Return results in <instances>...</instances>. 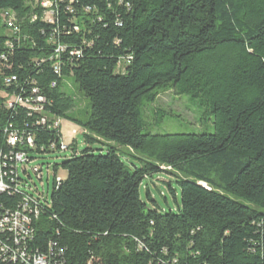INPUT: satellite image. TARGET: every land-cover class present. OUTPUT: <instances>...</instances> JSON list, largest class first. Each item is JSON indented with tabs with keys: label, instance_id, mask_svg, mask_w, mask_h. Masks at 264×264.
Wrapping results in <instances>:
<instances>
[{
	"label": "trees",
	"instance_id": "trees-1",
	"mask_svg": "<svg viewBox=\"0 0 264 264\" xmlns=\"http://www.w3.org/2000/svg\"><path fill=\"white\" fill-rule=\"evenodd\" d=\"M43 12L0 0V150L26 163L57 152L53 118L78 125L88 146L54 164L66 174L49 200L26 188V163H6L0 211L26 196L38 210L10 264H23L20 251L49 264H264V0H57L52 23ZM163 91L187 95L213 132H152L144 108ZM9 132L21 142L7 145ZM162 173L175 202L179 188L175 211L140 197L142 187L153 202L148 183Z\"/></svg>",
	"mask_w": 264,
	"mask_h": 264
},
{
	"label": "rangeland",
	"instance_id": "rangeland-1",
	"mask_svg": "<svg viewBox=\"0 0 264 264\" xmlns=\"http://www.w3.org/2000/svg\"><path fill=\"white\" fill-rule=\"evenodd\" d=\"M79 99V96L77 95ZM84 105V100L80 98V107ZM159 110L171 111V114H165L161 119L154 120ZM144 117L147 123L152 125V132L157 133H189V132H213L214 126L212 117L206 116L204 110L195 106L189 100L187 95H174L171 91L160 92L155 101L145 106ZM60 141L67 149L61 152H51L45 154H33L35 157L24 166L28 173H23L19 166L18 172L22 180L26 182V188L34 195L42 194L50 199L52 191V181L54 177L57 179L65 177V171L58 167L54 171V164H59L65 156L72 153L71 145H75L77 153L81 152L88 144L84 141L82 129L67 120H61L59 125ZM92 148L102 149L105 147L100 143L94 142ZM122 159L129 164L128 157L122 156ZM33 167L41 168V177L39 178ZM168 176L164 173L156 175L153 182H149V191L153 202L146 200L144 189L140 188V197L149 207H157L161 210H176V204H180L179 188H176V202L173 200L170 191L165 182ZM146 181H144L145 183ZM154 183V184H153Z\"/></svg>",
	"mask_w": 264,
	"mask_h": 264
},
{
	"label": "built area",
	"instance_id": "built-area-1",
	"mask_svg": "<svg viewBox=\"0 0 264 264\" xmlns=\"http://www.w3.org/2000/svg\"><path fill=\"white\" fill-rule=\"evenodd\" d=\"M35 3L39 4L43 9V19L47 22L52 23L54 21L53 15L56 13V2L57 0H34ZM5 21L7 29L9 31H17V29L13 26V16L12 14L8 12H3L1 15ZM35 18V17H33ZM74 30H76V26L73 27ZM56 30L51 32L49 34V40L50 43L56 42ZM63 46L56 43L54 48V55L59 54L62 52ZM55 73H59V68L57 66L53 67ZM13 78V77H12ZM7 82L9 79H6ZM35 101L41 103L43 102V98L40 96H37L35 98ZM13 103H17L20 105H26L28 108L30 107V104L25 103L24 100H22L20 97H14V99L8 98L6 100V103L8 105ZM35 110L39 111L41 109L40 106L34 107ZM60 118H53L51 127L57 128L59 130L60 125ZM41 123H45V119L42 118L40 120ZM22 137L17 135L14 132L7 133V137L5 140V143L7 145L14 146L16 143L21 142ZM26 142L28 145L32 144L31 138L26 137ZM67 149V146H64L61 141L59 143L58 151H64ZM12 162L15 169L19 164H23L27 162L26 155L23 152L20 151H6L3 152L0 150V194L9 191L10 185L7 182L8 174L10 175V172L7 173L6 171V163ZM33 172L40 178L41 177V168L34 167ZM10 180V178H9ZM29 198L26 196L23 203L19 207V209L10 212L8 209H4L0 211V235L6 234L4 237V240H0V264H10V260H15L16 256L13 253V245H19L20 240H23L29 233V225H30V217L29 214L36 215L38 210L37 207H30L28 205ZM11 235V239H10ZM10 240L12 241V245L10 244ZM17 257L20 259V262L23 264H49L46 257L39 253H34L31 255L26 254L24 251L18 252ZM171 264H174V262H171Z\"/></svg>",
	"mask_w": 264,
	"mask_h": 264
}]
</instances>
